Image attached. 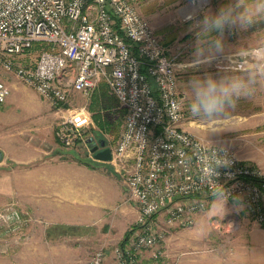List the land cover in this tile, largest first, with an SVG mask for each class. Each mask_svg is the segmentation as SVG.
<instances>
[{"label":"rangeland","instance_id":"1","mask_svg":"<svg viewBox=\"0 0 264 264\" xmlns=\"http://www.w3.org/2000/svg\"><path fill=\"white\" fill-rule=\"evenodd\" d=\"M134 2L170 52L182 51L178 83L185 127L203 139L230 146L240 158L264 171V76L257 75L264 72V15L255 14L254 0H247L246 15L251 23L237 24L224 34L204 32L195 18L185 19L193 9L192 0ZM230 3L208 0L199 17L214 15ZM159 26L164 31H159ZM46 45L37 42L16 60L34 67ZM236 59L244 64L233 62ZM249 70L254 81L246 85V90L252 91L249 97L239 99L235 107L212 121L191 113L187 84L193 76L246 78ZM0 77L11 88L9 98L0 105V171L18 165L27 170L35 161L52 156L85 161L94 170L81 180L83 187L104 210L82 224L60 225L50 223V219L56 220L54 214L48 220L42 209L29 210L27 196L21 197L20 204L7 200L0 205V264H90L100 248L106 256L115 255L117 247L128 245L142 230L139 212L135 200L129 199L125 171L111 159L97 158L91 140H105L113 150L124 130L125 108L103 78L89 96L76 92L59 111L15 74L1 73ZM83 105L90 110L91 120L79 131L81 142L66 146L57 134L62 114ZM93 112L111 127L100 128ZM26 173L33 175L35 169ZM13 210L19 218L11 216ZM157 230L163 237L141 250V264H264V224L257 222L241 201L221 194L206 198L205 208L194 215L191 224L160 225Z\"/></svg>","mask_w":264,"mask_h":264},{"label":"built area","instance_id":"2","mask_svg":"<svg viewBox=\"0 0 264 264\" xmlns=\"http://www.w3.org/2000/svg\"><path fill=\"white\" fill-rule=\"evenodd\" d=\"M37 42L47 45L35 66L20 64L17 56ZM181 53L170 52L134 0H0V74H15L59 111L103 78L126 110L111 160L125 171L142 230L115 249L113 263L100 248L90 264H141V250L163 237L158 227L191 224L211 194L241 201L264 224L261 167L185 127ZM10 94L0 77V105ZM90 114L84 105L62 114L64 145L81 142ZM11 216L19 218L15 210Z\"/></svg>","mask_w":264,"mask_h":264},{"label":"crops","instance_id":"3","mask_svg":"<svg viewBox=\"0 0 264 264\" xmlns=\"http://www.w3.org/2000/svg\"><path fill=\"white\" fill-rule=\"evenodd\" d=\"M158 29L164 31L163 27ZM22 164L26 166V163ZM18 166L0 171V205L3 206L7 200H16L20 204L21 197L27 196L29 210L36 212L42 209L48 220L50 214H54L56 220L50 219V223L60 225H79L85 219L99 217L104 211L98 200L88 195L83 187L81 180L90 177L94 170L87 162L52 156L35 161V165H29L27 170ZM34 169L35 174L26 173ZM43 194L50 199L39 198ZM65 217L67 220H63ZM106 259L113 263L114 255H108Z\"/></svg>","mask_w":264,"mask_h":264},{"label":"clouds","instance_id":"4","mask_svg":"<svg viewBox=\"0 0 264 264\" xmlns=\"http://www.w3.org/2000/svg\"><path fill=\"white\" fill-rule=\"evenodd\" d=\"M193 9L185 19L195 18L196 24L204 32H217L224 34L237 24L244 25L251 23L247 13V0H231L226 7L220 8L214 15L199 17L208 0H192ZM256 15H264V3L254 0ZM264 61V57L261 58ZM260 67V62L256 63ZM257 75L264 76V72ZM254 82L249 70L247 77L240 76H215L205 74L193 76L187 84L190 93V111L193 115L204 117L209 121L223 114L226 109L235 107L236 102L241 98H247L252 91L246 90V85Z\"/></svg>","mask_w":264,"mask_h":264},{"label":"water","instance_id":"5","mask_svg":"<svg viewBox=\"0 0 264 264\" xmlns=\"http://www.w3.org/2000/svg\"><path fill=\"white\" fill-rule=\"evenodd\" d=\"M101 143L104 145L106 143V141L102 140ZM92 150L95 151L96 147L92 148ZM95 154H96L97 158H100L103 160H110L112 158V151L109 147H106V148L96 152ZM1 158H2V153H0V159Z\"/></svg>","mask_w":264,"mask_h":264},{"label":"flooded vegetation","instance_id":"6","mask_svg":"<svg viewBox=\"0 0 264 264\" xmlns=\"http://www.w3.org/2000/svg\"><path fill=\"white\" fill-rule=\"evenodd\" d=\"M101 142H102L101 139L99 141L97 139H95V138L92 140V146L91 147L92 148L96 147V150L94 151L95 153L100 151V150H102V149H104V148H106V147L110 148V146L107 143H105L103 145Z\"/></svg>","mask_w":264,"mask_h":264},{"label":"trees","instance_id":"7","mask_svg":"<svg viewBox=\"0 0 264 264\" xmlns=\"http://www.w3.org/2000/svg\"><path fill=\"white\" fill-rule=\"evenodd\" d=\"M116 99H117V98H116ZM117 101H118V99H117ZM118 102H119V101H118ZM125 111H126V110H125ZM93 115H94L95 120L97 121L98 125L100 126V128L111 127V126H107V125L103 124V122L101 121V118H100V116H98L97 112H93ZM214 196H215V194H211V195H209L207 198H212V197H214Z\"/></svg>","mask_w":264,"mask_h":264}]
</instances>
